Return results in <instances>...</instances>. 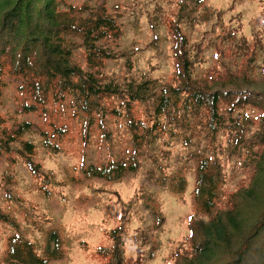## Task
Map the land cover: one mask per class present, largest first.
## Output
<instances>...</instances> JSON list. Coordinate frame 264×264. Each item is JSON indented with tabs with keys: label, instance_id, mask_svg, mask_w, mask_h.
Here are the masks:
<instances>
[{
	"label": "rangeland",
	"instance_id": "374dc122",
	"mask_svg": "<svg viewBox=\"0 0 264 264\" xmlns=\"http://www.w3.org/2000/svg\"><path fill=\"white\" fill-rule=\"evenodd\" d=\"M71 5L104 6L120 22L119 38L109 43L113 57L106 58L101 68L106 79L179 83L173 51V30L178 28L187 37L189 72L195 79L214 88L221 79L244 75L247 80H240L239 86L257 89L264 96V0H204L195 11L198 19H192L195 14L186 8L179 10V0H60L62 9ZM206 9L210 13L203 17ZM72 62L88 69L82 49L74 53ZM228 71L233 75L228 76ZM48 95L49 99H38L20 79L11 78L2 87L0 124L32 123L25 138L34 142L36 162L53 178L35 175L15 151H0V264H6L11 234L31 242L47 264H107L102 248L112 249L118 239L123 241L126 264H175L191 244L190 227L197 218L209 219L194 194L202 156L222 152L218 160L224 183L216 191L212 215L231 206L239 185L253 177L244 154L228 153L239 145L232 127L231 135L219 131L205 137L198 133L202 122L197 127L190 126L196 124L193 120L180 126L172 122L162 142L143 141L134 148L126 120L152 114L156 99L139 100L131 112L124 99L113 95L101 99L102 108L94 115L99 120L105 113L113 115L109 131L103 132L88 129L86 112L71 94L59 101L51 98L53 93ZM63 129L61 151L42 145V131ZM137 150L136 170L113 180L86 177L83 165H99ZM259 195L257 202L262 204L264 185ZM259 210L252 202L243 205L244 231L237 244ZM59 251L61 255H56ZM219 260L221 264L222 256Z\"/></svg>",
	"mask_w": 264,
	"mask_h": 264
},
{
	"label": "trees",
	"instance_id": "16d2710c",
	"mask_svg": "<svg viewBox=\"0 0 264 264\" xmlns=\"http://www.w3.org/2000/svg\"><path fill=\"white\" fill-rule=\"evenodd\" d=\"M202 1L179 0V10L186 8L195 14L194 17L190 15L192 19H198L195 11ZM59 4L60 0H0V96L2 87L11 78L20 79L22 86L38 99H49L48 94L53 93L51 98L59 101L67 93L71 94V100L86 112L84 123L88 129L97 127L103 132L109 131L107 124L113 115L105 113L100 120L98 114L94 115L95 110L102 108L101 99L104 101L110 95L124 99L123 104L129 112L139 100L156 99L152 114L149 112L138 120L133 116L126 120L134 148L141 146L143 141L149 144L162 142L172 122L180 126L196 121V124L191 122L192 127L202 122L198 133H206H203L205 137H213L232 127L239 145L229 149L228 153L244 154L253 177L245 186L239 185L240 189L230 198L231 206L212 215L216 191L218 193L224 183L218 160L222 152L202 156L197 165L194 194L203 210L205 208L210 214L209 219L197 218L194 227H190L191 244L175 264H219L221 256V264H264V203L257 202L264 185L263 92L239 86L240 80H247L246 76L233 75L229 71L227 75H233L231 81L221 79L214 88L195 79L189 72L187 37L178 28L173 30V51L179 83H165L153 78L123 79L121 83L106 79L101 68L106 58L113 57L109 43L119 38L120 22L104 6L71 5L62 9ZM209 13L210 9H206L202 16ZM80 49L88 69L72 62L74 53ZM159 85L164 86L156 94ZM32 130L30 121H16L12 126L0 124V151H15L35 175L44 174L49 180L53 178L52 172L36 162L35 144L25 138ZM65 133L64 129L60 133L42 131V145L52 151H61L59 141ZM228 134L231 135L232 131ZM138 152L99 165L90 162L83 165V170L86 177L118 179L139 167ZM246 202H252L261 210L246 236L237 244V236L244 231L243 205ZM102 251L108 256L107 264H126L122 240L118 239L112 249L104 247ZM5 262L47 264L48 259L36 252L27 239L11 234Z\"/></svg>",
	"mask_w": 264,
	"mask_h": 264
}]
</instances>
